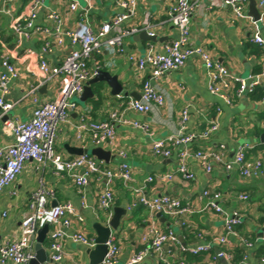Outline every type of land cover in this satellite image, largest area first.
I'll return each mask as SVG.
<instances>
[{
	"label": "crops",
	"instance_id": "1",
	"mask_svg": "<svg viewBox=\"0 0 264 264\" xmlns=\"http://www.w3.org/2000/svg\"><path fill=\"white\" fill-rule=\"evenodd\" d=\"M76 1L80 4V12H87L88 21L95 30L122 12L118 7V0H92L91 9H88L85 0ZM256 1L260 13L263 8L258 6L260 0ZM43 2L44 5L39 11L36 23L48 25V12L56 10L65 16L71 0H43ZM172 2L173 0H139L136 13L121 27L123 30L139 29L137 33L124 37L123 47L126 51L113 54L103 50L95 54L90 61L92 69L100 66L101 70L117 75L124 86L123 93L115 97L111 95L109 88L102 89V85L93 86L94 97L86 102L80 101L82 96L75 97L77 109L69 112L68 120L60 122L56 131L57 152L67 158H76L78 156L69 153L65 145L88 150L94 147L88 134H85L82 139L77 138L76 126L83 117L107 120L109 114L116 111L122 113L129 121L149 125L150 132H146L132 124L117 123L116 143L113 146L104 147L112 152L110 163H106L112 169L120 166L123 161L119 156L120 152L127 154V162L133 171V181L128 187L121 180L115 182L114 205L110 211H104L98 206L103 183L96 175L90 177L87 186L79 188L71 177L56 176L50 165L37 169L34 161H27L15 183L0 194V243L20 236V225L28 214L31 193L40 186L41 179L46 187L55 191V199L49 201V206L70 201L78 213L85 217V225L74 224L71 231L83 230L89 235H95L92 228L94 222L107 225L115 207L126 210L127 214L121 219L120 229L114 233L121 247L118 264H125L133 253L143 248V237L151 222L164 231H174L184 245L194 247L213 243L224 235L225 219L221 214L205 209L207 201L199 199L205 189H211L222 193L220 205L227 215L231 216L233 213L240 215L241 223L236 230L252 244V247H246L232 237L229 245H214L208 253L185 257L188 259L193 257L191 262H199L198 264H234L232 253L238 249H246L247 254L243 262L238 264H262L261 260L264 258V223L261 222V218L264 217L263 100L254 102L248 95L246 98L235 101L233 106L226 105L210 93L205 66L198 57L193 56L182 69L165 73L152 81L164 94L163 106L155 107L146 114L137 113L128 107V103L135 100L130 94L141 95L144 81L150 78L149 69L139 70L129 61L128 55L143 56L150 45L160 51L164 44L177 39L178 30L167 15ZM32 3L33 0L25 4L22 0H0V9L5 10L4 13H0V76L5 72L2 56H7L19 72V78L10 81L6 94V100L14 105L13 109L4 116L0 113V147L13 141L11 134L4 129V122L27 121L31 118L35 107L31 90L38 86L41 77L33 64L41 55L43 40L41 37H35L29 41L20 40L14 31V27L24 21ZM249 4L248 0V15ZM78 18L79 14L72 15L65 24L64 30L73 29ZM145 31L149 35L154 32L156 41H144L138 38ZM190 31L191 42L210 51L213 59L224 64L232 77L245 79L257 75L258 69L262 70L261 60L264 55L257 56L254 53L260 46L251 42L252 25L248 19H235L231 7L217 6L210 9L209 1H201L193 14ZM112 35H115V32ZM29 50L32 51L31 55L28 53ZM71 50L72 45L66 38L64 45L55 44L54 51L47 56V59L51 65L61 64ZM59 86L60 81H54L41 87L36 94L39 101L55 100ZM44 87L46 88L43 89ZM96 90L100 91V94ZM125 93L128 95L126 96ZM99 100L101 101L98 106H95V102ZM186 108L189 109V120L186 129L182 130L181 113ZM249 114L252 116L247 123L237 126L236 117ZM5 117L8 119L4 120ZM214 121L219 124L218 131L206 140H195L189 146L191 152L220 151L224 154L225 160L232 162L238 144H247L251 146L247 152L248 160L252 162L261 160L263 173L255 178H242L237 169L227 171L222 163L214 161L211 163V170L207 171L195 157H190L187 160V167L195 174L194 181H183L179 176L173 181L159 180L162 175L177 172L180 162L179 152L183 147L177 148L168 158L158 157L152 150L154 141L179 134L201 133ZM221 146L225 148L222 149ZM149 177H153L154 180L149 182ZM140 187H144L150 197L170 195L179 198L183 203L191 204L195 208V213L178 217L162 215L158 218L140 203H136L137 205L130 209L136 199L133 189ZM10 192L15 194L12 195ZM243 195L248 196L249 200H242ZM49 246V242L48 245L44 244L46 251L50 254ZM64 246L67 257H73L82 264H88L86 247L69 240ZM169 249V245L164 247L166 256ZM218 250L227 253L231 257L230 261L216 258ZM181 256L177 254V257ZM64 264L69 262L66 261ZM141 264H160V262L158 256L153 254Z\"/></svg>",
	"mask_w": 264,
	"mask_h": 264
},
{
	"label": "built area",
	"instance_id": "2",
	"mask_svg": "<svg viewBox=\"0 0 264 264\" xmlns=\"http://www.w3.org/2000/svg\"><path fill=\"white\" fill-rule=\"evenodd\" d=\"M88 9L92 8V0H85ZM162 1V0H157ZM203 0H173L167 11L169 20L178 30L177 39L163 45L162 50H156L150 45L148 51L139 56L128 55L130 62L134 63L141 71L149 69L150 78L144 81L140 100H131L128 107L140 114L151 112L155 107H161L165 103L164 94L152 83L165 73L182 69L190 57H198L204 64L207 76V87L210 93L218 97L228 106H233L235 101L243 98L244 94L254 93L258 85L264 81V58L261 60L262 72L249 78H236L229 74L226 66L213 59L210 51L191 42V20L198 4ZM210 9L217 6H229L233 11V17L237 20L248 19L252 25L251 42L264 49V0H260L258 6L263 8L259 20L248 15V0H207ZM139 0H118V7L122 10L112 20L107 21L95 30L89 23L87 12H80V4L71 0L68 12L65 16L54 10L49 11L48 25L37 24L39 11L42 9L43 0H33L30 11L22 23L14 27L15 34L20 40L29 41L35 37H41L43 45L41 55L36 58L33 66L40 74L38 86L31 90L35 104L32 116L27 121L9 120L4 122L5 131L11 134L13 141L0 147V194L9 189L24 170L27 161H34L37 169L50 165L58 177H71L79 188L89 184L90 177L96 175L103 183V190L98 199L101 210L110 211L114 205V185L121 180L126 187L133 181V171L127 162V154L120 152L123 160L115 169L102 160L89 154L76 158H67L56 150V131L60 122H66L70 111L77 109L75 97L82 96L84 87L99 70L90 67V61L95 54L103 50L113 54L124 53L125 36L133 35L139 29L123 30V23L134 16L138 8ZM5 10L0 9V13ZM74 14H79L76 26L73 29L64 30L65 24ZM115 32V35L112 33ZM150 36H155L154 32ZM66 38L72 45V50L61 64L51 65L47 56L54 51L55 44L62 46ZM76 47V48H74ZM30 55L32 51L28 52ZM2 66L5 72L0 76V113L2 116L13 109V104L6 100V94L11 80L19 78V72L7 56H2ZM249 79V81L247 80ZM60 81L58 96L55 100L40 102L37 92L41 87L51 82ZM264 103V99L262 101ZM189 120V109L181 113L180 127L186 129ZM132 124L146 132H150L149 125L137 121H129L122 113L112 112L107 120H93L83 117L76 126L77 138L82 139L85 134L90 136L94 147L113 146L116 143V124ZM219 124L212 122L208 129L201 133L179 134L170 136L164 140H156L152 150L158 157H170L179 148V166L176 173L162 175L159 180L163 182L173 181L179 176L183 181H194L195 174L189 171L187 160L195 157L200 165L207 171L211 170L212 161L222 163L227 171L237 169L242 178L258 177L263 173L261 160L249 161L247 152L251 146L238 144L235 158L228 162L222 152L213 150H200L192 153L190 145L197 139L206 140L217 132ZM224 149V146H221ZM153 177L148 181L152 182ZM134 202L131 208L140 203L153 216L157 213L169 216H185L195 213V208L189 203H183L179 198L170 195L150 197L145 188L133 189ZM10 194H15L10 192ZM223 196L221 192L205 189L200 200H206L205 209L213 210L221 214L225 219V233L213 243H204L194 247L182 244L178 235L172 231H164L151 222L143 237V248L131 255L125 264H141L150 255H157L160 264H190L186 255L199 256L210 252L214 245L225 246L231 244V238L238 239L244 246L252 247V244L241 236L236 227L241 223L238 213L227 215L220 205ZM55 199V191L44 185L40 180V186L31 193L28 203V214L20 225V236L11 241L0 243V264H31L35 258V245L38 232L49 226L47 235L50 241V259L52 264H82L73 257H67L65 242L67 240L80 244L88 249H94L97 245L96 236L89 235L83 230L71 231L74 224L85 225L86 219L78 213L70 202L58 203L49 206V201ZM242 200H249L243 195ZM4 216L6 214L4 213ZM185 224V223H183ZM170 246L168 256L164 247ZM108 251L102 264H118L121 247L117 236L112 234L107 242ZM181 254V257H177ZM218 259L230 261L231 257L225 252L217 254ZM264 264V258L261 260Z\"/></svg>",
	"mask_w": 264,
	"mask_h": 264
},
{
	"label": "water",
	"instance_id": "3",
	"mask_svg": "<svg viewBox=\"0 0 264 264\" xmlns=\"http://www.w3.org/2000/svg\"><path fill=\"white\" fill-rule=\"evenodd\" d=\"M249 2V15L255 20H259L260 13L257 7V1L249 0ZM138 38H141L144 41H156L157 39L154 36H150L146 31L141 33ZM96 85H102V89H104L105 87L109 88L111 95L115 97L120 96L124 91V86L120 82L119 77L117 75H113L110 71L99 70L98 73L85 85L84 92L80 100L81 102H86L89 98L94 97L93 86ZM45 88L46 87H44L43 89ZM125 95L127 96L128 93H125ZM130 96L135 100L141 99V95H136V93H131ZM6 119L8 118L5 117L4 120ZM262 140H264V135L262 136ZM65 148L71 154L77 156L89 154L91 156L96 157L98 160L104 161L107 164L110 163L112 159V152L100 146L93 147L91 150L72 147L70 145H65ZM57 204L58 203H54L53 206ZM113 211V216L107 225L97 221L92 224V228L96 236L97 245L94 249H86L88 264H102L108 251L107 242L110 236L120 229L121 219L124 215L127 214L126 210L120 207H115ZM156 216L158 218H161L162 214L157 213ZM49 230V226L46 225L38 232L37 243L34 248L35 258L31 261V264L51 263L50 254L46 251L44 247ZM218 252H220V250H218Z\"/></svg>",
	"mask_w": 264,
	"mask_h": 264
},
{
	"label": "trees",
	"instance_id": "4",
	"mask_svg": "<svg viewBox=\"0 0 264 264\" xmlns=\"http://www.w3.org/2000/svg\"><path fill=\"white\" fill-rule=\"evenodd\" d=\"M29 0H22V2L25 4L26 2H28ZM255 55L260 56V55H264V49L263 48H257L254 51ZM262 72V70L258 69L257 73L260 74ZM95 91V90H94ZM98 94H100V91L96 90ZM101 96V95H100ZM249 98L254 101V102H261L264 99V81L257 86V88L255 89L254 93L249 95ZM101 99V98H100ZM101 100L95 102V106H98L99 102ZM261 222L264 223V217L261 218ZM48 242L50 243V241L48 239H46L45 241V245H48ZM247 254L246 249H238L236 250L234 253H232L233 257V263L234 264H238L239 262H243L245 255ZM193 260V257H190L188 259L187 257V261L190 264H195V263H199V262H191Z\"/></svg>",
	"mask_w": 264,
	"mask_h": 264
},
{
	"label": "rangeland",
	"instance_id": "5",
	"mask_svg": "<svg viewBox=\"0 0 264 264\" xmlns=\"http://www.w3.org/2000/svg\"><path fill=\"white\" fill-rule=\"evenodd\" d=\"M246 77H247V75H246ZM247 80L249 81V79H247ZM247 96H248V92H246L244 94L243 98H246ZM243 107H241V108H243ZM251 116H252L251 114H249V115H242V116L241 115H238L236 117L237 126H240L242 123H243V125H245L247 123V121L250 119Z\"/></svg>",
	"mask_w": 264,
	"mask_h": 264
}]
</instances>
